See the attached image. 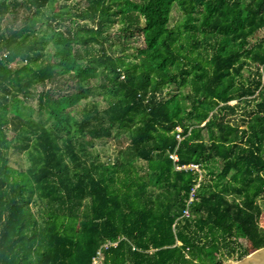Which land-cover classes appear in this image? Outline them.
I'll list each match as a JSON object with an SVG mask.
<instances>
[{"label": "trees", "instance_id": "trees-1", "mask_svg": "<svg viewBox=\"0 0 264 264\" xmlns=\"http://www.w3.org/2000/svg\"><path fill=\"white\" fill-rule=\"evenodd\" d=\"M68 1L0 0V264L100 250L104 264H224L263 248L264 0ZM174 9L193 30L171 27ZM116 134L128 147L104 160L95 143Z\"/></svg>", "mask_w": 264, "mask_h": 264}, {"label": "rangeland", "instance_id": "rangeland-1", "mask_svg": "<svg viewBox=\"0 0 264 264\" xmlns=\"http://www.w3.org/2000/svg\"><path fill=\"white\" fill-rule=\"evenodd\" d=\"M80 0H69L68 2H66L65 4L68 5L69 9L75 4V3H78ZM60 4H64V2H60L59 4L57 3L56 6H57V9L59 8V5ZM67 12V11H65ZM25 15V13L21 12L20 13V18L23 17ZM186 20V17H183L182 13L179 12V10L177 9H174L172 11V18H171V27L172 28H180L183 32L187 31V30H193L194 29V26H191L189 29L186 28L184 25H183V22ZM117 28L118 26H116L114 29L111 30V33L114 34L116 31H117ZM262 36H264V32H259L256 37L254 38L255 40L257 39H260ZM253 40V42L255 41ZM252 42V43H253ZM133 45L135 46H142L143 45V41H142V38L140 37V40L138 43H134L132 42ZM13 68H15V65H13ZM255 73V69L254 67H246L244 69V73H243V76H244V79L248 78L249 76H253V74ZM52 87L51 84H48L46 86V89ZM35 89H37L35 91V93H38V88L35 87ZM41 89V88H40ZM173 88H170L169 89V93H175V91L173 90ZM86 101H99L101 103V107L104 108L106 106V104H104L103 100H102V97L100 96H94V97H91L90 99L86 100ZM86 101H83L81 102L80 106L76 107L75 110H73V115L77 116L78 118L81 117V114H80V111L81 109L85 106V103ZM231 105H235L237 104V101H233L230 103ZM28 105L30 106H33V108L36 107V99L35 98H30L28 100ZM243 111V110H242ZM239 112L238 115L236 116H233V123L234 124H237V125H240L241 127H245V124L242 122L243 119H247L245 118V116L243 115V113ZM88 139V138H87ZM96 150L99 151L102 156H104V160H107L109 157H116L117 155H119L121 152L120 151H124L127 147H128V138L125 134H116V136L110 140H105V141H102V142H96ZM10 165L11 167L13 168H17V169H22V170H26L27 167L29 166V160L27 159V156L25 153H15V154H12L10 156ZM222 169V164L221 163H216L215 165H213L211 167V169H207L206 172L209 174V175H216L220 170ZM260 225L264 227V217H262L260 219ZM240 242L243 244V246L247 247L248 245V242L244 239L240 240ZM250 251L251 253H253L255 250H253L252 248H250ZM250 253V254H251ZM230 262H238L234 259H230L228 260ZM228 261H225L228 262Z\"/></svg>", "mask_w": 264, "mask_h": 264}, {"label": "water", "instance_id": "water-1", "mask_svg": "<svg viewBox=\"0 0 264 264\" xmlns=\"http://www.w3.org/2000/svg\"><path fill=\"white\" fill-rule=\"evenodd\" d=\"M224 264H264V247L255 250L253 253L238 262L228 261Z\"/></svg>", "mask_w": 264, "mask_h": 264}, {"label": "built area", "instance_id": "built-area-1", "mask_svg": "<svg viewBox=\"0 0 264 264\" xmlns=\"http://www.w3.org/2000/svg\"><path fill=\"white\" fill-rule=\"evenodd\" d=\"M179 131H181V130L179 129ZM177 138L179 140L182 139L179 135H177ZM172 158L174 159L175 162L178 161V157L176 155H173ZM177 169L178 170H181V169H185V170H187V169L199 170V166L192 164V165H189V166H181V167L178 166ZM186 214H187V212H186ZM113 245L116 246L117 243H114ZM104 248L107 249L108 245H105ZM93 264H104V258H103L102 250L98 251L96 257L93 259Z\"/></svg>", "mask_w": 264, "mask_h": 264}, {"label": "crops", "instance_id": "crops-1", "mask_svg": "<svg viewBox=\"0 0 264 264\" xmlns=\"http://www.w3.org/2000/svg\"><path fill=\"white\" fill-rule=\"evenodd\" d=\"M259 203L261 204L262 208L264 209V199H260ZM264 217V213L262 214L261 218ZM260 227H262L264 229L263 226L260 225Z\"/></svg>", "mask_w": 264, "mask_h": 264}, {"label": "clouds", "instance_id": "clouds-1", "mask_svg": "<svg viewBox=\"0 0 264 264\" xmlns=\"http://www.w3.org/2000/svg\"><path fill=\"white\" fill-rule=\"evenodd\" d=\"M178 162V161H177ZM177 162H175V163H177ZM179 166V165H178ZM180 167V166H179ZM182 170V169H181Z\"/></svg>", "mask_w": 264, "mask_h": 264}]
</instances>
